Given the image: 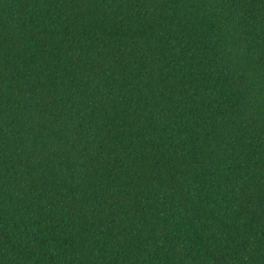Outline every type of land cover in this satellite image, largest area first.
<instances>
[{"label": "trees", "instance_id": "obj_1", "mask_svg": "<svg viewBox=\"0 0 264 264\" xmlns=\"http://www.w3.org/2000/svg\"><path fill=\"white\" fill-rule=\"evenodd\" d=\"M0 264H264V0H0Z\"/></svg>", "mask_w": 264, "mask_h": 264}]
</instances>
